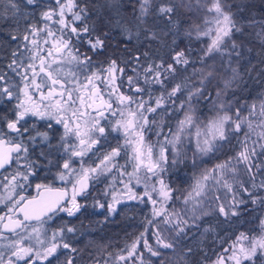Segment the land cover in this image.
I'll list each match as a JSON object with an SVG mask.
<instances>
[{
	"label": "snow or ice",
	"instance_id": "snow-or-ice-1",
	"mask_svg": "<svg viewBox=\"0 0 264 264\" xmlns=\"http://www.w3.org/2000/svg\"><path fill=\"white\" fill-rule=\"evenodd\" d=\"M9 3L13 9L12 20L17 25L13 30L16 34H11V39L21 41L18 34L19 23L21 19L28 18V13L21 14L20 5L14 0H9ZM25 3L35 5L37 0H25ZM138 3V9L134 7L132 13L137 22L135 25L137 31L133 33L128 23L122 22L119 0H106L109 15L104 18L102 10L92 23L87 22L90 18L88 9L79 6L77 0L63 2L56 0L57 8L41 12V18L45 21L44 26L27 25L22 41L11 52L12 59L7 68L19 77V84L8 83L7 81L12 78L0 72V100L6 96L8 102L17 101L13 108L0 114V169H5L12 163L18 165L17 170L10 174V178L3 177L5 194L0 196V205H4L6 211L0 214V240L4 241L0 243V264H74L75 257L71 255L66 261H61L60 250L72 253L77 251L70 243L64 241L66 233H75L77 229L62 226L47 238L42 234L43 224L57 212H64L73 217L87 207L79 203L77 197H85L90 188V181L100 176H112V182L105 189L106 196L109 190H112L105 219L115 213L117 205L124 200H140L144 203V198H147V202L152 205V218L148 219L144 231L136 236L129 246L121 250L122 253L126 252V255L116 257L118 262L124 264H127L129 259L138 260L139 264H152L144 260L140 251L141 246L157 259L163 255L164 250H174L176 242L186 237L191 228L198 226L197 221L203 216L210 214L207 211H200L197 215L205 202L212 204L213 210L226 220L245 215L249 211V204L264 207V196L259 194L264 192V179H261L259 184L256 183V176L264 173V100L260 103L261 119L258 123L253 119L257 115L255 103L247 106L248 115L243 114L246 107L244 104H240L233 111L234 100H227L226 97L233 81L239 76L235 68L232 69L233 75L230 78L222 79L223 88H217L215 97L211 92L207 96L204 95L205 84L215 74L213 70L207 71L199 79V87L192 83H176L168 89L167 82L175 77L178 67L185 66L186 70V66L189 65L188 54L191 49H174L169 61L149 62L147 67L143 68V73L137 71V68L141 67L139 53L136 56H129L125 67H121L116 59L105 55L112 29H119L121 35L126 34L129 40L133 35L140 36V27L150 13L152 0H138ZM113 8L115 11H112ZM208 11L215 13V17L206 23H211L215 27H209L201 32L199 26H196L197 37H210V43L200 57L202 63L205 58H211L215 53L223 56L226 40L232 36L233 31H241L233 18L234 14L224 10L222 0H212ZM69 13L70 19L67 18ZM175 13L174 4L161 5L157 9V15L167 17L169 23H173L172 16ZM54 16L59 17L54 22L59 25L60 35H57L47 23L52 22ZM101 20L106 29L104 31H100L98 27ZM255 23L254 20L248 21L249 26ZM260 23L264 24V21ZM144 31L145 39L149 41L158 39L156 32L147 28ZM42 33H46L43 45L39 40L32 38L39 37ZM258 35L264 42V31ZM77 44L85 46L87 51L82 54ZM237 47L233 42L232 48ZM20 49H23V52H20ZM24 53H27L26 57ZM93 56L103 57L98 61L101 66L95 70L93 66L97 61L93 60ZM143 56L147 57L148 53H143ZM24 59L29 62L24 64ZM127 64L134 65L132 71L136 72V76L127 77L128 91L142 94L145 87L140 86L138 78L142 79L149 93L147 100L142 95L138 98L134 94L128 95L121 91L123 85L118 81L124 74ZM65 65H74L77 70L65 72ZM193 72L201 73L203 69H193ZM117 73H120V76ZM134 84L136 87L133 89ZM154 85L161 89L160 94L155 97L152 95ZM185 92L186 98L180 100L177 105L176 100ZM194 97L202 98L204 103L209 105V110L215 113L206 122L197 123L199 117L198 109L192 103ZM153 99L154 106L151 104ZM165 107L170 113H183L176 121L175 131L169 129L167 134L163 133L155 120H149L146 114L156 113ZM106 113L115 119V123L111 124V130L121 132L124 142L103 153L99 163L94 167L91 165L85 167L83 158L106 137V127L103 125V121L108 119ZM29 116L41 120H54L57 125H63L64 131L60 139L64 152L70 155L64 161L61 171L57 173V179L65 185L71 184V192L67 187L54 189L48 185L37 184L39 193L37 197L28 199L25 196L17 198L15 195L18 188L24 189L20 182H26L30 175H34L35 162L28 159L29 144H35L37 141L45 144L49 141L48 131H36L35 125L31 128L23 126V123H26L25 118ZM153 126L159 128L156 131L157 137L165 136L164 141L157 142L158 149L157 143L146 138V133L151 131ZM48 128H52L51 122L48 123ZM193 128L195 133L192 132ZM31 132L35 134L32 135ZM242 132L244 135L241 139ZM193 135L195 136L193 168L197 167V156L207 157L215 153L223 144L229 143L233 136L237 137L239 151L234 156H228L226 160L213 164L211 168H204L198 174L193 173L192 184L182 200L186 211L191 213L190 216H186L185 212L176 209L169 211L165 207L173 201L178 189H173L166 183L164 175L169 165L168 146H171L173 153L172 166L184 163V160L177 159L181 155L180 146L185 139L189 140L190 145V138ZM253 135L256 136L255 140L252 139ZM69 137H74L77 143H65ZM49 147L52 145L49 144ZM129 148L131 151L128 153L127 163L132 166L131 172L126 171V165L116 163L121 152ZM48 155L46 151L40 152V156ZM73 157L81 159L79 169L73 167ZM22 158L25 163L20 166ZM255 159H260L261 163H254ZM241 166L252 180L250 186L243 180L235 179L240 173ZM21 167L26 171L21 170ZM254 169L259 171L254 172ZM117 170H120L121 177H128L127 182L120 180L122 184L120 190H115L116 177L113 173ZM133 180L136 185H143V193H137L132 184ZM221 189L225 190L226 202L216 194ZM229 196L230 199H227ZM93 206L104 208L105 204L96 200ZM33 221L38 222L40 226L34 227L31 223ZM150 226L155 229L152 232L155 246L150 242L152 237L145 235L150 231ZM259 226L261 235L249 236L245 232L239 233L227 247H222V251L211 264H255L258 255L264 256V217L260 218ZM213 230L205 228V232ZM169 232L173 234L172 239L166 235ZM191 252V248L185 250L186 255Z\"/></svg>",
	"mask_w": 264,
	"mask_h": 264
},
{
	"label": "trees",
	"instance_id": "trees-1",
	"mask_svg": "<svg viewBox=\"0 0 264 264\" xmlns=\"http://www.w3.org/2000/svg\"><path fill=\"white\" fill-rule=\"evenodd\" d=\"M14 2L20 5L21 14L24 12L28 13V18L26 20L21 19L19 23L18 34L21 38L27 25L35 24L38 27L40 26L43 22L41 18L42 11L55 7L53 0H37L35 5H27L25 0H14ZM77 2L79 6L88 9L90 14L88 23L96 21L102 10L104 18L109 15L106 0H77ZM211 3L212 0H199V2L198 0H152L150 13L145 17L144 24L140 27V36L133 35L132 39L129 40L126 38V34L121 35L119 29H112L107 40L105 55L116 59L121 67H125V62L129 60V56H136L139 53L141 67L137 68V71L143 73V68L147 67L149 62L169 61L174 49H191L188 54L190 63L186 66V70L185 66H179L175 77L167 82V88L171 89L176 83H192L199 87V79L207 71L213 70L215 74L205 84L204 95L207 96L211 92L213 97H215L217 88H223L222 79L230 78L233 75L232 69L235 68L239 76L233 81L226 99L234 100L233 111L240 104L246 105L243 113L246 115L248 113V105L259 103L264 98V42L261 41L258 35V33L264 31V24L260 23L264 21V0H222L224 10L234 14L233 18L237 23V27L241 28V31H233L232 36L226 40L225 54L223 56L220 53H215L211 58H205L202 63L200 57L203 55V50L207 48L208 38L206 36L197 37L196 26H199V31L204 27L209 16L208 8ZM173 4L176 6V13L172 16L173 23H169L167 17L157 15V9L161 5ZM119 7L122 22L128 23L132 32L136 33L137 28L135 25L137 22L134 20L132 13L134 7L136 9L139 7L138 0H119ZM112 11H115V9L113 8ZM12 12L13 9L9 0H0V64L8 60L10 48L18 44V41L11 39V34H16L13 30L17 27L12 20ZM113 19H116V17H113ZM250 20H254L256 23L249 26L248 21ZM98 27L100 31L106 30L103 20L98 22ZM145 28L156 32L158 39L152 41L145 39ZM233 42L238 46L236 49L232 48ZM77 47H79V51L84 53L87 51L83 45L77 44ZM145 52L148 53L147 57L143 56ZM102 59L103 57L93 56V60L97 61L94 64V68L101 66L98 61ZM133 66L132 64H127L126 76H136V72L132 71ZM193 69H203V72L194 74ZM138 82L140 86L145 87V91L139 94V97L142 95L147 100L149 97L147 86L144 85L142 79L138 78ZM160 91L159 86H152L153 97L159 95ZM186 95V92L180 95L179 99L176 100V104L179 105L180 100L185 99ZM154 103L153 99L151 104L154 106ZM192 103L198 109L197 115L199 119L197 123H200V121L205 122L215 114L209 110V105L205 104L202 98L194 97ZM182 115L183 113H170L167 107L157 110L156 113L149 114L150 120H155L159 128H162L163 133L169 132V129L175 131L176 121ZM161 121H163L162 124L160 123ZM156 128L158 127L153 126L151 131L146 133L147 140L153 143L158 142L154 140ZM245 131H247L246 128ZM243 135V132L240 133L241 139ZM158 146L159 144L157 143ZM238 149L237 137L233 136L230 138L229 143L223 144L215 153L207 157L197 156V167L193 168L192 159L195 150L191 143L189 145V142H187L179 157L180 160H184V163H178L173 167L170 164V157L168 158V171L165 173L164 179L173 189H178L175 192V197L180 199H175L174 197L173 201L169 202L165 207L181 211L182 199L192 184L193 173L198 174L202 169L210 168L213 164L226 160L228 156H234ZM201 160L203 161L202 163L200 162ZM254 163H261V160L255 159ZM258 171L254 169V172ZM237 176V180H243L248 186L251 185L252 180L249 174L244 171L243 166L240 167V173ZM261 179H264V173L256 176V183L259 184ZM218 194L223 198L224 192L222 190ZM259 194L264 196V192H259ZM248 207L249 211L245 215L239 218H231L230 220L224 219L222 226L216 228V224L219 221L213 217L216 212L213 210L212 204L206 203L205 208L209 209V216H203L200 221H197L198 226L191 228L186 237L180 238L176 242L174 250H164L163 255L159 259L150 257L149 260L145 261L152 262V264H161V261H163V264H204L217 251L218 236L222 234L223 240L227 238L226 225L228 226L227 232L231 229L232 232L238 230L241 233L250 231L253 226L258 228L264 207L251 204ZM148 214V208L145 205H139V234L144 231L148 221ZM205 220H209L214 225L211 226V229H214L213 231L205 232L203 227ZM112 221L115 223H111L108 235L106 234V223L104 221L97 223L94 226L95 230L93 233L80 237L78 245L76 244V249H81L83 252H88V250L85 251L83 249H95L94 252H98L99 249H120L128 245L133 237L131 234L123 236L120 231L122 225L125 224L124 222L133 225L132 222L122 218ZM149 232L147 233L148 235ZM166 235L169 239H172L173 234L171 232L166 233ZM66 242L72 246L71 237L66 238ZM188 248H191L192 252L186 255L185 250Z\"/></svg>",
	"mask_w": 264,
	"mask_h": 264
},
{
	"label": "flooded vegetation",
	"instance_id": "flooded-vegetation-1",
	"mask_svg": "<svg viewBox=\"0 0 264 264\" xmlns=\"http://www.w3.org/2000/svg\"><path fill=\"white\" fill-rule=\"evenodd\" d=\"M41 42L43 45L42 37L35 38ZM22 41V38H21ZM21 41H18L21 42ZM18 45V44H17ZM16 46H13L10 48V52L8 54V60L2 64H0V72L6 73L9 77L12 79L7 81L8 83H17L19 84V77H16L14 73H12L8 68L7 65L10 63L12 56L11 52L17 48ZM20 52H23V49H20ZM82 54L83 51H80ZM25 57L27 56V53H24ZM19 60V56L17 57ZM29 61L27 59H24L23 63L27 64ZM77 68L74 65H65L64 71L65 72H71L76 71ZM93 70H95L93 66ZM118 76H120V73H117ZM127 76L124 74L118 81L119 84L123 85L121 88V91H124L128 95H136L139 98V93H133L128 91V85L126 78ZM103 88V85H101ZM18 90V89H17ZM46 91V89H45ZM37 99L39 98V93L36 94ZM17 101L12 100L11 102H8L7 97L5 96L2 100H0V114L7 112L9 109L13 108ZM106 116L108 117L107 120L103 121V125L106 127V137L101 141L100 145H97L95 149L91 152H89L84 158L83 163L85 167L91 165L95 166L97 163H99V158H102V154L110 151L111 148L116 147L118 144L122 145L124 142V136L121 132H113L111 130V124L115 123V119L111 116V114L106 113ZM26 123H23L24 127H29L35 125V130L44 132L48 131L49 133V141L48 143L41 144L39 141H37L35 144H29V155L28 159L31 161H34V175H30L28 181H21L20 183L24 185V189H17V192L15 195L17 198L19 196H25L30 197L37 193V184L42 185H48L53 188H64L67 187L69 192H71V184L65 185V183L61 182L57 179V173L61 171L62 165L66 159L69 158L70 153H65L63 150V143L61 142V136L63 135V125H57L54 120L49 121L47 119L41 120L36 117H26ZM111 121V123H109ZM52 123V128H48V123ZM30 134L34 135L35 132H31ZM18 139V138H17ZM25 140H27V137H25ZM65 143L68 144H75L77 141L74 137H69ZM49 144L52 145V147H49ZM41 151H46L49 153L47 157L40 156ZM131 149H126L121 152V155L117 158L116 163L120 165H126V171L131 172L133 171L131 164H128L127 161L129 160L128 153H130ZM21 156L23 157V153H21ZM73 167L76 169H79L81 164V159L73 157ZM51 161V163H49ZM20 166H22L25 161L22 158L20 160ZM18 165L16 163H12L10 166H6L5 169H0V196L4 195L3 191V177L8 176L10 178V174L14 173L17 170ZM21 170L26 171L21 167ZM113 175L116 177V184H115V190H120L122 188V184L120 183V180L123 179L125 182L128 181L127 176H120V170H117L113 173ZM112 182V176H100L96 180L90 181V188L88 193H86L85 197H77V200L81 204L87 205V207L81 209V211L76 214L73 217H69L64 212H57L55 215L52 216L50 220H46L43 224V235L47 238H50L52 236L53 231L60 227H75L77 231L75 233H66L64 236V241L66 242V238H72V247L76 249V244L78 245L80 241V237L82 235L91 234L94 232V226L97 223H100L104 221L106 234L108 235L110 233L111 229V223H115L112 220L117 219H126L132 222L133 225L126 224L127 222H124L125 224L122 225L120 234L121 235H127L131 234L133 237L132 241L135 239L136 236L139 235V205H145L148 210L149 214L147 216V220L151 219V208L152 205L147 202V198L145 199L144 203H141L140 200H124L122 203L117 205V211L113 213L111 216H109L107 219H105V216L107 215V203L111 202V191L109 190V194L105 195V189L107 186ZM132 184L134 186V189L137 191L138 194L143 193L144 187L143 185H136L135 180L132 181ZM158 186V185H157ZM96 200H99L101 203L105 204L104 208H98L94 207L93 204ZM169 211H173L174 208L168 209ZM6 209L4 208V205H0V214H3ZM205 211H209V209L205 208ZM209 216V215H207ZM206 216V217H207ZM215 218H217L218 224H216V228H220L222 226V221L225 219L223 216L218 215L217 213L214 214ZM264 217V210L262 212V215L260 216ZM231 219V218H230ZM228 219V220H230ZM226 220V219H225ZM260 221V219H259ZM130 222V223H131ZM34 227H39L38 222H31ZM213 224L209 220H205L203 222L204 228H211ZM214 226V225H213ZM227 225H226V234L227 238L225 240L222 239V234L218 236L217 251L215 254L204 264H211L212 260L216 259V256L218 253L222 251V247H227L231 241H234L236 238V235L239 234L238 230L235 232H232L231 229L227 232ZM117 228V227H116ZM247 233L249 236H259L261 235V228L260 226L254 227ZM5 235H11L10 233H5ZM230 235V236H229ZM147 237H150L149 235ZM132 241L120 248V249H99L98 252H94L95 249H83L88 250V252H83L81 249H77L75 253H72L67 250H60V260L66 261L68 256H74L75 262L74 264H124V262H118L116 260V257L118 255L124 254L126 255V252H121L122 249H125L127 246H129ZM0 243H4V241L0 240ZM75 245H74V244ZM140 251L143 253L144 260H149L150 257H152L147 251L140 248ZM139 255V253H138ZM127 264H139L138 260L129 259L127 261ZM255 264H264V256L258 255L255 261Z\"/></svg>",
	"mask_w": 264,
	"mask_h": 264
},
{
	"label": "rangeland",
	"instance_id": "rangeland-1",
	"mask_svg": "<svg viewBox=\"0 0 264 264\" xmlns=\"http://www.w3.org/2000/svg\"><path fill=\"white\" fill-rule=\"evenodd\" d=\"M53 2H54V4H55V7H54V8H57L56 0H53ZM61 2H63V0H61ZM214 17H215V13L209 12V16H208V18H207V21H211V20H213ZM67 18H68V19L71 18V14H70V13L67 14ZM57 19H59V17H58V16H54L53 21H52V22H47V23H48V26L51 27V28L53 29L54 32H56L57 35H60V32L58 31V29H59V25L56 24V23L54 22V21L57 20ZM44 24H45V21L43 20V22L40 24L39 27H43ZM209 27H213V28H214L215 26H214L213 24H211V23H205V25H204V27L202 28L201 32L207 30V28H209ZM214 34H215V33L213 32V35H214ZM45 36H46V33H42L39 37H32V38L35 39V38H40V37H42L41 40H43V38H44ZM206 37H207V36H206ZM207 38H208V44H209V43H210V37H207ZM208 44H207V45H208ZM127 77H128V76H127ZM127 77L125 78L126 81H127ZM135 87H136L135 84L132 85V88H133V89H134ZM262 100H264V98H263ZM262 100H261V101H262ZM261 101H260L259 103H256V112H257V115H256L255 117H253L254 121H256L257 123H258L259 120L261 119V118L259 117V110H260V103H261ZM146 114L148 115V118H149V120H150V116H149V114H151V113H146ZM246 115H248V113H247ZM206 121H207V120H206ZM206 121H205V122H206ZM201 126H202V125H201ZM157 130H159V128H156V130H155V133H154V140H155V141H164V139H165V136H164V135H161V136L157 137V135H156V131H157ZM192 132L195 133V128L192 129ZM167 133H168V131L165 132V134H167ZM252 139L255 140V139H256V136L253 135V136H252ZM190 140H191V145H192L193 149L195 150V136L193 135V136L190 138ZM187 142H189V140H188V139H185L184 143L180 146V148H181V153L183 152V150H184V146H185V144H186ZM158 148H159V146L157 147V149H158ZM238 151H239V149H238ZM167 154H168V158L170 157V164H171V161H172V159H173V153H172V151H171V146H170V145L168 146V153H167ZM177 159H179V157H178ZM210 168H211V167H210ZM237 177H238V176H237ZM235 179L237 180L236 177H235ZM221 190L224 192V194H223V198L221 197V199H222V201H225V202H226L225 190H223V189H221ZM216 194H218V193H216ZM218 195H219V194H218ZM227 199H230V196L227 197ZM182 200H183V199H182ZM206 203H208V202H205L204 207H203L202 209H200V210L197 212V215L200 214V211H205ZM180 209H181L182 212H185L186 216H190V215H191V213H189V212L186 211V206H185L183 203H182V206H180ZM154 231H155V229H154V228H151V231L149 232V236H150V237H152V232H154ZM145 235H146V237L148 236L147 233H146ZM150 242L155 246V239H154V237L151 238ZM140 248L143 249L142 246H141Z\"/></svg>",
	"mask_w": 264,
	"mask_h": 264
},
{
	"label": "water",
	"instance_id": "water-1",
	"mask_svg": "<svg viewBox=\"0 0 264 264\" xmlns=\"http://www.w3.org/2000/svg\"><path fill=\"white\" fill-rule=\"evenodd\" d=\"M53 188V187H52ZM55 189V188H54ZM41 191H43V190H41ZM39 195V193H38V191H37V193L35 194V195H33V196H30V197H27L28 199H32L33 197H37Z\"/></svg>",
	"mask_w": 264,
	"mask_h": 264
}]
</instances>
